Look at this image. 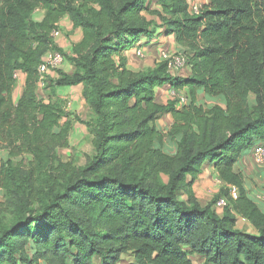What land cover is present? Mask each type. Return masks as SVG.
Returning a JSON list of instances; mask_svg holds the SVG:
<instances>
[{
	"label": "trees",
	"instance_id": "1",
	"mask_svg": "<svg viewBox=\"0 0 264 264\" xmlns=\"http://www.w3.org/2000/svg\"><path fill=\"white\" fill-rule=\"evenodd\" d=\"M191 5L0 0V264H264V210L235 168L264 146V0H208L198 14ZM64 19L82 34L69 52L52 37ZM158 28L186 75L168 60L127 69L121 50ZM49 50L73 71L46 74L44 99L37 66ZM14 74L24 76L15 101ZM78 84L89 115L77 120L92 146L81 165L58 151L70 144L73 113L57 89ZM165 86L185 103H158ZM200 93L217 102L206 107ZM165 113L163 132L155 122ZM206 162L224 186L202 205L193 185Z\"/></svg>",
	"mask_w": 264,
	"mask_h": 264
},
{
	"label": "crops",
	"instance_id": "2",
	"mask_svg": "<svg viewBox=\"0 0 264 264\" xmlns=\"http://www.w3.org/2000/svg\"><path fill=\"white\" fill-rule=\"evenodd\" d=\"M188 1L190 2V0H188ZM37 14L39 15V18H37V19H40V13H37ZM59 27L61 30L62 29L64 30V27H65V30L67 32H69V36L66 37V40L64 38H61L60 36L55 37L54 38L55 44L58 47H60L63 51L69 52L70 48H71V44L77 43L81 39V35H82L81 31L79 28H73L72 24L69 22L68 19L62 20V22H60V24H59ZM161 32H162V29L158 28L157 33L154 34L150 39H145V38L141 39L139 44L127 45L121 50V54L126 59L127 69L132 70V71H140V70L149 68V67L154 65V63L157 60V56L162 49L169 47V49H171V50H176V46H175L173 37L172 36H165ZM138 50L145 53L146 57L144 59H140L136 56V54H138ZM60 68L65 73H71L73 71V66L70 63H68L67 61H65L60 66ZM49 76L51 78H54L56 76L55 70L49 72ZM18 78L20 79L19 82H21V85L23 86L24 76L22 74H19ZM167 88L168 87L165 86V87H160V88L156 89V96L155 97H156V101L158 103L165 104L167 102V100H168L167 99V97H168L167 96ZM21 90H22V87H21ZM57 92H58L59 96L63 99L66 98V95L71 94L74 96L73 100H75V98H77V93H79L80 99L82 98L83 103L86 105V109H87V113H88L87 116L89 115V107H88L87 103L85 102V100L82 96V85L81 84L74 85V86L61 87V88L57 89ZM165 92H166V94H165ZM20 93H21V91L16 92V86H15V88L13 90V100L14 101L18 99V97L20 96ZM200 95H201V97H205V95L202 93H200ZM198 97L200 98V96H198ZM164 98H165V100H164ZM77 100L78 99H76V101ZM69 105H71L69 107L70 109L76 107L75 102L73 104H69ZM162 119H165V122H161L162 124L159 125L158 123L160 120L162 121ZM171 123H172V118H171V115L168 113L161 115L155 122L156 127L163 132H166L169 129ZM80 126L83 130L79 129L78 132L80 131L79 133H81V132L85 133L86 129H85L84 125L80 124ZM164 149L167 151L170 150L172 152L174 149V144L167 141V142H165ZM249 157L250 156L248 154L243 156L237 162V164L235 165V168L240 170L242 175H243L244 185H245V188L247 190L248 196L252 200H254L255 203H257L261 207L262 210H264V203L260 202L261 199L257 198V196L255 195V190L251 189V185H249L250 183L245 179L247 176L252 177L251 175H255V176L263 179L264 176L262 175V173H264V171L261 172L262 168H259L261 166L260 165L257 166L256 164H255L256 169H249L248 170L249 173H247L246 171H243L244 167L247 165L248 161L250 160ZM217 179L218 178L216 177L212 166L208 162L204 163L203 166L201 167V172L199 173V175H198V177H197V179L193 185V190H194L195 196H196L197 200L202 205H204V204L202 203L201 197H200V193H203V192H201V189L207 188V191H210L211 187H213V186L216 187ZM205 194H206V192H205ZM181 197L185 198L184 195H181ZM210 200H208L207 203ZM207 203H205V204H207ZM214 209L219 214L221 213V211H218L217 208L214 207ZM240 221L243 222V220H240ZM246 225H248V224L246 223Z\"/></svg>",
	"mask_w": 264,
	"mask_h": 264
},
{
	"label": "rangeland",
	"instance_id": "3",
	"mask_svg": "<svg viewBox=\"0 0 264 264\" xmlns=\"http://www.w3.org/2000/svg\"><path fill=\"white\" fill-rule=\"evenodd\" d=\"M190 2H191V4H196L197 6L203 7V5L207 3V0H190ZM35 18L36 19L39 18V15L37 13L35 14ZM151 18H154V17L151 16ZM56 31L58 32V34L55 35L54 38L60 36L61 38H64L66 40V37L69 36V32H67L65 30V27H64V30L63 29L61 30L59 28V29H56ZM175 52H176L175 50H171V49H169V47L162 49L157 56L156 62L162 61L163 55L167 54V55H170V57L174 56ZM136 56L140 59H144L146 57L145 53L142 51H141V55L136 54ZM181 68L182 69L177 70V73H179L180 75H186L187 70L183 67H181ZM51 71H54V70H51ZM51 71H49V72H51ZM49 72L46 74L49 75ZM46 74H45V79L48 80L49 78L46 77ZM19 81H20V79L18 78L17 83H16V92L21 91L22 85H21V82H19ZM46 83H47V81H45V84ZM42 88L43 87L39 86L38 92H40L42 94V98L45 99L48 97L47 90H44V88L43 89ZM172 92L173 91H170V96L172 98L176 97L177 95L174 94V92L172 94ZM165 94H166V92H165ZM167 96H168L167 99L171 98L168 94H167ZM182 96H183V94H181L180 96H177V97L180 98ZM199 96H200L201 102L204 103L206 107L211 106L217 102L214 99H211V98L206 99L204 97H201V95H199ZM73 99H74V96L71 94L66 95V98H64L66 110L73 112V115L71 116L72 130H71L70 139H69L70 144L67 148H62L58 151H59V155L61 156V158L65 159V160L73 159L77 165H81V164H84L86 155L92 151V146L90 143V136L86 132L85 133L84 132L79 133L80 131L78 132L79 129H81V130H83V129L81 128L80 123L77 120V117H79L81 119H87L88 118L86 105L83 103L82 98L80 99L79 93H77V98H75V100H73ZM76 99H78V100L76 101ZM164 100H165V98H164ZM74 102L76 104V107L70 109L69 107L71 105H69V104H73ZM161 122H165V119H162V121L160 120L158 124L159 125L162 124ZM5 154H6L5 151H0V158L4 157ZM249 156H250L249 157L250 160L248 161L247 165L244 167L243 171H246L247 173H249V171H248L249 169H256V165L257 166L260 165L261 167H259V168H262L261 172H263L264 171V165L259 164L258 161L252 156V154ZM29 158H30V156H27V155L26 156H20V157H18V160L21 159V160H23L24 163H26L30 160ZM262 175L264 176V173H262ZM251 176L252 177L247 176L245 179L250 183L249 185H251V189L255 190V195L261 196L260 202L264 203V178L261 179L255 175H251ZM217 183H216V187L215 186L211 187L210 191H207V188L201 189V192H203V193H200V197H201V201L204 205H206L205 203H207V201L210 200L212 198V196L218 192V190L221 188V186H224V184L222 182L219 183L217 181ZM205 192H206V194H205ZM0 199H2L1 198V192H0ZM217 210L221 211V209H219V208H217ZM3 221H4V223L8 222V217H6L5 220H3ZM239 227H244L250 232L252 231L250 229V227H248V225H246V223L244 221L239 223ZM123 258L125 260H128L126 257H123ZM193 260H194V264H203L200 258L194 259V257H193ZM98 262H99V259L95 258L94 264H99ZM123 262H125V261H123ZM39 264H41V263H39Z\"/></svg>",
	"mask_w": 264,
	"mask_h": 264
},
{
	"label": "built area",
	"instance_id": "4",
	"mask_svg": "<svg viewBox=\"0 0 264 264\" xmlns=\"http://www.w3.org/2000/svg\"><path fill=\"white\" fill-rule=\"evenodd\" d=\"M192 12L195 14H198L200 12V6H197L196 4L191 5ZM58 32L55 30L52 32V37L54 38L55 35H57ZM138 54L141 55V51L138 50ZM163 60H168L169 68L173 72H177V70L182 69L181 67L185 68V60L180 54L174 53V56L170 55H163ZM64 57L63 55L54 50H49L43 57L42 61L37 66V71L39 74V80H38V86L44 87L45 85V74L48 73L51 70H55V68L61 66L64 63ZM14 78H18V74H14ZM173 94V92H172ZM175 94V93H174ZM181 102L185 103V98L180 97ZM252 156L258 161L259 164L264 165V146L257 144L252 149ZM219 183L221 182L219 179L217 180ZM228 194L232 199H236L238 196L237 188L233 185H228ZM258 199L261 198V196H257ZM226 199L221 197L218 198L215 202L214 207L215 208H223L226 205Z\"/></svg>",
	"mask_w": 264,
	"mask_h": 264
}]
</instances>
